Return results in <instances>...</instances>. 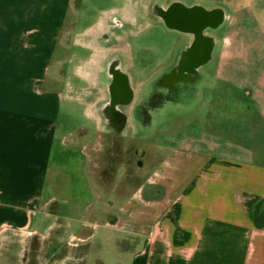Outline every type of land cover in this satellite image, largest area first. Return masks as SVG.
I'll return each instance as SVG.
<instances>
[{
	"label": "crops",
	"instance_id": "0c3cea01",
	"mask_svg": "<svg viewBox=\"0 0 264 264\" xmlns=\"http://www.w3.org/2000/svg\"><path fill=\"white\" fill-rule=\"evenodd\" d=\"M185 3L223 13L215 31H224L214 32L197 97L211 85L222 120L223 97L245 96L244 115L240 126L233 111L226 113L230 125L210 120L206 109V123L186 121L184 135L154 171L165 179V212L153 199L142 214L137 197L124 202L117 189L99 183L92 148L100 135L90 141L91 128H69L61 119L62 101H73L98 133L107 128L98 37L111 15L131 17L141 5L0 0V264L11 263L13 245L21 257L29 255L33 240L51 257L40 260L46 254L40 251L36 264H105L102 251L112 239L131 264H264V36L261 58H249L242 32L254 19L250 6L232 11L227 0L226 11ZM71 72L81 85L71 82Z\"/></svg>",
	"mask_w": 264,
	"mask_h": 264
},
{
	"label": "rangeland",
	"instance_id": "374dc122",
	"mask_svg": "<svg viewBox=\"0 0 264 264\" xmlns=\"http://www.w3.org/2000/svg\"><path fill=\"white\" fill-rule=\"evenodd\" d=\"M194 1L185 0L189 4H192ZM199 1L205 7L221 6L228 11L227 0ZM121 2L123 1H118V4H121ZM245 6H250L254 18L252 19L249 16V27L242 32L243 39L249 49V53L247 54H249V58L260 59L261 40L264 36V0H232V11ZM223 31V28H218L215 34L221 36ZM125 42L131 51V58L127 56L128 58L125 61L130 72L131 84L140 89L148 80L149 71L153 72V70L160 67L159 65L170 63L174 59L181 46L182 37L162 24L153 22L143 27L137 34L126 37ZM75 49L81 55L87 53L78 47H74L73 50ZM149 62L150 64L148 65ZM68 74L69 79L74 85L82 84L72 72ZM215 92V89L211 85L201 87V95L193 99L186 107L172 106L156 112L151 125L147 128L138 127L137 121L131 122L128 129L124 132L126 137L120 144H111L113 140L111 141L106 133V129L99 130L98 133L93 119L85 116L84 106L78 102L63 100L61 119L68 123L69 128L77 124L86 125L88 128H91L88 138L90 141H94L97 135H100L98 143L94 144L92 148L94 171L98 172L100 184L106 182L110 188L117 189L118 193L121 194V199L123 196L122 201L124 200V202L131 199L132 196L137 197L140 200L142 214H148L149 210H151L149 202L153 199L162 203L158 206V210L160 213H164L163 199L167 187L164 177L154 175V171L160 166L163 158L175 149V146L184 135L186 121L206 123L207 119L202 113L203 109H206V111L209 110V117L213 115L210 120L215 119L218 122L230 125L232 124V117L229 118L226 116V113L233 111L236 118L235 123L239 126L242 124L241 119L244 114L241 109H243V103L247 100L246 97H238L237 101L234 100L235 98L229 100L223 97L221 105L226 108L224 109L226 113L225 117L221 120L217 110L218 106L215 103L219 98L215 96ZM67 107H69V111ZM130 144L136 145L139 151H144V155L140 157V165L136 163L135 157L121 154L126 151L125 149ZM111 146L119 148L120 152L114 153L110 148ZM104 159L105 161H103ZM115 192L113 190V192L107 195L109 201L114 200ZM115 206L112 209L113 211L118 209V205L117 207ZM115 233L117 234V232ZM18 234L22 235L20 232ZM22 237L25 238L24 235ZM32 242L29 250L30 254L26 255V257L20 256L19 245H13L9 251L12 255L9 260L11 263L9 264H21L22 258L24 261H27L25 264H36L40 251L46 254L39 255L40 257L38 258L49 262L51 258L50 252L40 249L43 245L38 244L37 240H33ZM116 246L117 244L114 239L104 244L101 257L105 261V264H131L129 253H120L116 250ZM124 246L132 247V241L126 240ZM2 253H4V249H2ZM94 263L102 264L99 260Z\"/></svg>",
	"mask_w": 264,
	"mask_h": 264
},
{
	"label": "flooded vegetation",
	"instance_id": "af4514ba",
	"mask_svg": "<svg viewBox=\"0 0 264 264\" xmlns=\"http://www.w3.org/2000/svg\"><path fill=\"white\" fill-rule=\"evenodd\" d=\"M141 5L134 16L113 14L107 19L106 30L98 40L105 51L102 56L106 98L102 109L106 133L111 144H120L124 132L133 121L138 127L151 125L156 112L172 106L186 107L199 92V82L205 78L201 69L210 61L216 43L214 25L217 8L205 9L200 4L187 5L184 0H135ZM158 22L182 37L174 59L148 73V80L138 89L131 84L126 58L131 51L125 38L137 34L149 23ZM210 42V43H209ZM210 48L209 56L208 49ZM128 56V57H127ZM148 62V61H147ZM150 62L148 63V65ZM136 125V124H135ZM114 153L119 148L110 147ZM123 154L135 157L141 164L144 151L130 144Z\"/></svg>",
	"mask_w": 264,
	"mask_h": 264
},
{
	"label": "water",
	"instance_id": "95a60500",
	"mask_svg": "<svg viewBox=\"0 0 264 264\" xmlns=\"http://www.w3.org/2000/svg\"><path fill=\"white\" fill-rule=\"evenodd\" d=\"M217 18L215 20V24L214 25H218L221 23L222 19H223V13L220 9H218V11L216 12ZM210 43V42H209ZM210 54V48L208 49V53H206L207 56H209Z\"/></svg>",
	"mask_w": 264,
	"mask_h": 264
}]
</instances>
